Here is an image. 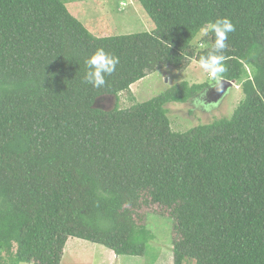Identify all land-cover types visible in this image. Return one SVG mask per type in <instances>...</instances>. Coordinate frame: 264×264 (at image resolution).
<instances>
[{
  "label": "trees",
  "instance_id": "obj_1",
  "mask_svg": "<svg viewBox=\"0 0 264 264\" xmlns=\"http://www.w3.org/2000/svg\"><path fill=\"white\" fill-rule=\"evenodd\" d=\"M137 1L153 32L98 38L66 0H0V264L14 244L13 264H62L71 239L144 257L155 207L173 221L174 264H264V0ZM222 17L236 29L222 78L245 95L230 118L172 129L167 105L208 83L120 108L148 75L199 63L215 36L196 49L198 30ZM98 48L120 59L101 89L84 83Z\"/></svg>",
  "mask_w": 264,
  "mask_h": 264
},
{
  "label": "rangeland",
  "instance_id": "obj_2",
  "mask_svg": "<svg viewBox=\"0 0 264 264\" xmlns=\"http://www.w3.org/2000/svg\"><path fill=\"white\" fill-rule=\"evenodd\" d=\"M66 2L73 16L98 38L151 33L156 28L137 0H66ZM203 37L199 35L194 40L193 46L196 49L202 48L200 41ZM182 82L208 83L211 88L186 104L167 105L168 117L175 132L184 133L199 125L230 118L245 98L242 86L236 83L218 103L211 102L213 97L212 94L208 96V93L216 86V82L210 80L208 73L194 61L183 71L167 67L135 83L132 96L136 100L133 102L131 95L124 92L120 96V108L129 109L133 105L147 102ZM116 103L115 97L103 96L97 100L96 107L112 110ZM160 212H163V216L159 215ZM143 213L145 214H142V223L146 224L153 235L144 257H118L103 246L71 239L65 249L62 264H174L172 258L174 225L168 218V212L155 207ZM16 250L17 246L14 244L9 252L3 253L6 264H13ZM185 264L194 262L189 261Z\"/></svg>",
  "mask_w": 264,
  "mask_h": 264
},
{
  "label": "clouds",
  "instance_id": "obj_3",
  "mask_svg": "<svg viewBox=\"0 0 264 264\" xmlns=\"http://www.w3.org/2000/svg\"><path fill=\"white\" fill-rule=\"evenodd\" d=\"M235 25L228 17L217 18L215 22H207L199 28L201 36H208L213 33L215 36L213 50L207 55L199 58V66L208 73L209 79L216 82L218 89L221 87L223 75L227 71L225 64L224 50L228 48L229 34L235 32ZM120 63L118 56L98 48L86 61L87 72L84 83L90 84L96 89L106 86V77L111 76ZM198 102H201L198 100Z\"/></svg>",
  "mask_w": 264,
  "mask_h": 264
},
{
  "label": "water",
  "instance_id": "obj_4",
  "mask_svg": "<svg viewBox=\"0 0 264 264\" xmlns=\"http://www.w3.org/2000/svg\"><path fill=\"white\" fill-rule=\"evenodd\" d=\"M221 87L218 89L217 87H213L211 89L212 99L211 102L218 103L223 97L226 95V93L235 86V81H228L223 79Z\"/></svg>",
  "mask_w": 264,
  "mask_h": 264
},
{
  "label": "crops",
  "instance_id": "obj_5",
  "mask_svg": "<svg viewBox=\"0 0 264 264\" xmlns=\"http://www.w3.org/2000/svg\"><path fill=\"white\" fill-rule=\"evenodd\" d=\"M192 62H194V61H192ZM135 85H136V84L132 85V87H131L132 92H134L133 90H134V88H135Z\"/></svg>",
  "mask_w": 264,
  "mask_h": 264
},
{
  "label": "flooded vegetation",
  "instance_id": "obj_6",
  "mask_svg": "<svg viewBox=\"0 0 264 264\" xmlns=\"http://www.w3.org/2000/svg\"><path fill=\"white\" fill-rule=\"evenodd\" d=\"M209 94H211V91L208 93V96H209Z\"/></svg>",
  "mask_w": 264,
  "mask_h": 264
}]
</instances>
